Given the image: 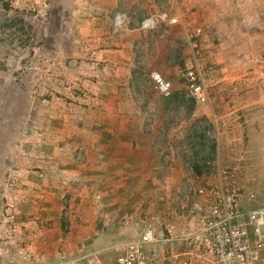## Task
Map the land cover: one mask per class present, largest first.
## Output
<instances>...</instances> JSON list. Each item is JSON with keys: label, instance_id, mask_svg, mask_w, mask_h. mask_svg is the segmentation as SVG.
Listing matches in <instances>:
<instances>
[{"label": "rangeland", "instance_id": "1", "mask_svg": "<svg viewBox=\"0 0 264 264\" xmlns=\"http://www.w3.org/2000/svg\"><path fill=\"white\" fill-rule=\"evenodd\" d=\"M9 1L12 9H6L0 2V221L2 222L9 221L10 224L16 221L15 216H21L9 209L6 212V208L14 209L16 205H29L35 202H37L35 205L47 204L51 197L46 193L51 195L52 190L57 194L63 191L64 194L59 193L57 202L76 211L73 212V216L69 213L67 217L69 219L71 217L73 226H78L76 224L82 222L81 211L84 205L92 209L96 204H100L98 201L103 198L99 192L94 196L91 192L88 195L86 191L75 192L76 188H83L84 185L72 178L66 180L67 183L69 182L67 184L61 179L59 166L55 163L50 165L45 163L43 168L46 169L43 170L36 166L27 169L38 183L36 187L28 182L34 188L42 187L47 174L53 176L48 179L51 190L46 186L42 187L43 196L40 195L39 199L34 195L39 192L34 188L31 189V186L19 187L17 170L31 165L29 158L36 159L32 153L37 151V148L35 151L33 149L26 151L24 147L47 142L49 138L55 141L49 136V132L31 134L32 129L36 126L40 127L47 108L56 107V112L60 108L70 116L79 113L85 107L102 108L101 100L112 93L124 97L128 107L129 103L138 107L145 105L152 111L163 107L175 108L177 102H180L181 115L178 114V119L169 116L168 120L173 133H177L175 129L179 127L182 129V136L173 134L174 138L184 139L186 143L174 149L167 159L172 161L175 170L184 175L181 184H184L183 188L191 194L197 186L204 183L203 175L208 160L217 158L221 162L226 160L222 138L228 122L218 135L215 119L220 115L216 114L212 119L203 116L206 106H211L210 103H213L215 105L213 110L222 114L226 107L224 103L236 105L247 90L264 92L263 0H258L255 5L258 11L263 13L252 14L251 11L255 7L249 0H235L243 2L233 5V8L230 3L227 4L228 13L230 10L236 13L242 12L243 16L235 20L227 18V14L221 12V7L216 2L218 0H204L207 4L203 6L198 5L200 2L198 0ZM211 2L213 4H209ZM163 11L169 12L170 15L180 11L185 12L182 20L184 23L162 21L150 30L139 28L140 22L145 17ZM118 12L126 14V24L121 28L115 25ZM196 27L202 28V34L192 37L191 33ZM194 41H197V47L194 48L196 53L199 50V55L211 61L217 68L218 80L210 87L212 102L205 105L194 101L184 77L185 69L194 61L191 46ZM229 44L235 47V52H227ZM227 53L230 54L229 60ZM228 62H235L234 69H237L234 71L236 76L232 80L225 78ZM152 69H158L170 79L173 82L171 93L181 94L183 98H179L178 101L172 100L167 104L162 98L164 95L157 91L149 77ZM129 74H132V82H129ZM111 79L117 80L118 83H111ZM32 107L39 109L40 113L32 115ZM193 112H196L194 116H192ZM156 114L159 117V113ZM175 121H178L176 128ZM67 127L70 128L71 125ZM55 138L57 139V135ZM218 138L221 139L219 146H217ZM41 151L46 154V149ZM173 155L174 159H172ZM40 157L45 158V156ZM22 160L26 161L25 164L21 162ZM196 164L200 166L201 173L194 168ZM240 181L245 182L246 187L255 194V204L264 206V178L252 180L251 177ZM63 184H71L73 193H67ZM16 189L25 192H16ZM14 191L16 193L12 195ZM81 194L86 196L83 197L85 199L83 202ZM146 203H142L137 212L138 218H134L138 220V225H142V219L147 215L149 204ZM27 216L32 217L30 214ZM69 224L70 220L68 226ZM75 230L74 227H68V232H73V235ZM12 233V235L7 233L9 236L6 239L13 240L15 231L12 230ZM10 245L15 249L14 242ZM62 245L58 246V252L65 255L67 249ZM80 247L86 248V244L80 243ZM122 253V246L105 249V263L118 264V257ZM37 262L40 263L35 259L17 257L14 254L0 261L2 264H37ZM55 262L70 264L63 256Z\"/></svg>", "mask_w": 264, "mask_h": 264}, {"label": "crops", "instance_id": "2", "mask_svg": "<svg viewBox=\"0 0 264 264\" xmlns=\"http://www.w3.org/2000/svg\"><path fill=\"white\" fill-rule=\"evenodd\" d=\"M198 1L200 6L207 4L204 0ZM249 1L255 7L251 11L252 14L263 13L255 6L258 0ZM216 2L221 7V12L227 14V18L234 20L241 18L242 12L236 13L230 10L228 13L226 6L230 3L233 8V5L242 4L243 1L218 0ZM123 14L126 16L125 13ZM234 48L229 44L227 52H235ZM229 57L230 54L227 60ZM227 65L225 78L232 80L236 76L235 62H228ZM128 76L129 82H132V74ZM111 83L116 84L118 81L111 79ZM174 95V101L183 98L181 94ZM162 98L166 101L168 99L167 96ZM104 99L101 100L102 108L85 107L79 113L70 115L72 118L60 108L58 112L56 107L47 108L40 127L36 126L32 129L31 134L39 135L49 132V136H52L55 141L49 138L47 142L24 147L26 151L32 149L35 151L37 148V151L32 153L36 159L29 158L31 165L17 170L19 187L31 186L33 189L34 186L29 185L28 182L36 187L38 183L35 182L34 175L27 172L28 167L36 166L43 170L46 169L43 168L45 163L58 164L61 179L66 182L72 178L82 183L84 186L80 189L76 188L77 193L86 191L87 195L91 192L94 196L99 192L103 197L101 201H98L100 204H96V207L92 209L84 205L81 211L82 222L76 224L78 226H73L71 217L69 219L67 216L69 213L73 216V212L76 211L66 205L61 206V203L57 202L59 193L63 191L57 194L50 189L48 179L53 176L47 174L40 185L51 190V195L46 193L51 197L50 202L43 205H35L37 202L29 205L19 204L14 209H5L6 212L9 209L21 216H15L16 221L10 224L9 221L8 223L0 221V238H3L0 239V261L14 254L17 257L24 256L40 261L37 264H58L55 260L61 256L69 260L70 264L96 262L106 264L105 249L123 247L125 243L138 238L141 234L143 223L138 225V220L134 218H138L137 212L142 203L147 204L146 202L149 204L146 216L158 215L161 224L172 223L177 230L186 227L188 219L185 214L193 206L196 198L195 190L190 194L186 188H183L185 185L181 182L184 181V175L175 170L176 167L172 166V161L167 159L174 149L186 143L184 139L174 138L173 134L182 136V129L179 127L175 129L177 133H173L168 120L169 116L178 119V114L182 113L181 103L177 102L178 105H175V108L163 107L152 111L145 105L138 107L129 103L128 107L124 102L125 98L120 94L112 93L106 95ZM224 104L226 107L222 114L213 110L215 106L213 103H210L211 106L207 105L202 113L209 119L213 116L215 118L216 114H219V117L224 115L226 123L228 122L227 130L222 138L223 153L226 155V160L222 163L239 167V181L251 177L252 180L263 179L264 92L258 93L250 89L243 93L242 100L236 104L238 107L231 106L227 102ZM36 109L32 107V115L40 113V110ZM156 113H159V117ZM195 113L193 112L192 116ZM177 124L178 121H175V128ZM70 125L71 127L68 128L67 126ZM220 141L221 139L218 138L217 146ZM41 149H46L45 155ZM74 155L75 158H73ZM21 162L25 164L26 161ZM240 183L243 185V204L250 202L252 207L263 206L255 204V200L250 201L248 198L253 191L246 187L245 182L240 181ZM71 186V184H63L67 193H73ZM36 187L34 189L39 193L34 195L39 199L42 195V187ZM15 191L25 192L21 189ZM15 191L12 195H15ZM81 195L83 202L85 195ZM28 214L32 217L29 218ZM69 220L72 225L68 226ZM68 227L76 229L74 235L73 232H68ZM12 230L15 231V237L13 240L6 239L9 236L7 233L13 234ZM11 242L16 244L15 249L11 247ZM80 243L86 244V248H81ZM60 245L67 249L66 254L64 252L65 255L58 252Z\"/></svg>", "mask_w": 264, "mask_h": 264}, {"label": "built area", "instance_id": "3", "mask_svg": "<svg viewBox=\"0 0 264 264\" xmlns=\"http://www.w3.org/2000/svg\"><path fill=\"white\" fill-rule=\"evenodd\" d=\"M185 14L153 13L140 22L139 28L150 30L162 21L184 23ZM125 24V15L117 13L115 25L121 28ZM201 34L202 28L196 27L191 36ZM191 46L194 61L185 69L184 77L194 101L209 104L210 87L218 80L217 68L203 59L199 50L196 53L197 41ZM149 77L160 94H171L173 82L158 69H152ZM224 118L216 119L218 135L226 127ZM206 165L204 183L195 189L193 206L185 214L186 227L177 230L172 223L161 224L158 215L146 216L139 237L123 246L118 264H264V206L243 204L238 166L223 164L218 158ZM248 199L255 200V194Z\"/></svg>", "mask_w": 264, "mask_h": 264}, {"label": "trees", "instance_id": "4", "mask_svg": "<svg viewBox=\"0 0 264 264\" xmlns=\"http://www.w3.org/2000/svg\"><path fill=\"white\" fill-rule=\"evenodd\" d=\"M0 2L3 4V6L6 8V9H12V5H11V2L9 0H0ZM174 93H171L169 96H167V101L166 103H170L172 100H174ZM197 172L201 173V169H200V166L198 164L195 165L194 167Z\"/></svg>", "mask_w": 264, "mask_h": 264}]
</instances>
